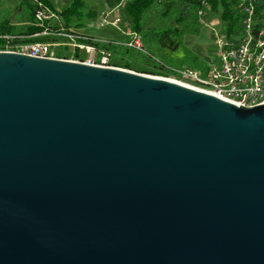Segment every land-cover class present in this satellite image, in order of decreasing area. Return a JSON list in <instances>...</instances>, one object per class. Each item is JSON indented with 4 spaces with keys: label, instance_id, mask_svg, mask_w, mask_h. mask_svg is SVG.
<instances>
[{
    "label": "water",
    "instance_id": "95a60500",
    "mask_svg": "<svg viewBox=\"0 0 264 264\" xmlns=\"http://www.w3.org/2000/svg\"><path fill=\"white\" fill-rule=\"evenodd\" d=\"M0 264H264V101L0 51Z\"/></svg>",
    "mask_w": 264,
    "mask_h": 264
},
{
    "label": "trees",
    "instance_id": "16d2710c",
    "mask_svg": "<svg viewBox=\"0 0 264 264\" xmlns=\"http://www.w3.org/2000/svg\"><path fill=\"white\" fill-rule=\"evenodd\" d=\"M26 1L29 9L24 26L16 28L7 18L0 22V34L29 36L37 32L39 26L34 25L32 20L34 10L40 2L53 10L64 27L73 29L74 33L108 40L89 42L113 54L111 65L153 76H164L167 74L166 68L181 65H189L203 72L206 70L207 60L215 51L214 44L209 45L207 57L194 55L189 50L186 51L188 56L186 59L177 60L175 55L183 46L182 39L188 31L201 30L204 25L201 18L216 17L219 22L218 33L224 34L228 39L243 33L244 14L238 7V0H102L101 3L106 10L118 8L117 16L120 22L117 27L107 25L100 28H96L94 24L103 9L89 8L86 4L88 0H67L60 10L55 7L53 0ZM21 5L19 2L16 8L20 9ZM199 8L203 10L201 17L196 12ZM255 12L257 17L264 16V0L257 1ZM112 15L110 19H114ZM86 23L91 25L86 26ZM133 31L141 33L145 51H136L120 44L126 40V33ZM52 39L53 37H35L28 40ZM69 56L56 51L58 58L68 59ZM74 56L77 57V53Z\"/></svg>",
    "mask_w": 264,
    "mask_h": 264
},
{
    "label": "built area",
    "instance_id": "2783aa9c",
    "mask_svg": "<svg viewBox=\"0 0 264 264\" xmlns=\"http://www.w3.org/2000/svg\"><path fill=\"white\" fill-rule=\"evenodd\" d=\"M238 7L246 11L243 33L228 39L224 34L215 31V51L213 57L210 56L207 60L204 72L189 65H181L168 67L164 77H156L213 94L239 106H254L264 101V16H254L253 0H238ZM111 13L112 10L103 11L94 24L95 27L107 25L117 27L120 18L114 14V19H110ZM202 14L203 10L199 8L197 15L201 17ZM32 23L39 26V30L29 36L0 34V51L18 52L41 58H58L56 50L64 46L71 50V54L68 59H58L115 67L110 64L113 54L109 50L89 42L108 40L74 33L73 29L64 27L53 10L40 2L34 10ZM249 30H256L255 50H247ZM35 37H53V39L28 40ZM126 37V40L120 44L136 51H145L140 32H128ZM75 53L77 57L74 56Z\"/></svg>",
    "mask_w": 264,
    "mask_h": 264
},
{
    "label": "rangeland",
    "instance_id": "374dc122",
    "mask_svg": "<svg viewBox=\"0 0 264 264\" xmlns=\"http://www.w3.org/2000/svg\"><path fill=\"white\" fill-rule=\"evenodd\" d=\"M101 1L102 0H88L86 4L89 8L91 7V8L97 9L101 7L104 11L106 10V8L102 5ZM19 2H21L22 5L20 9H17L16 4H18ZM66 2L67 0H53L55 7L59 10L62 9V7H64ZM28 9H29V6L26 0H24L23 2L22 0H0V22L4 19L9 18L11 25H15L16 28L24 26L26 22L24 21V19H25L26 13L28 12ZM111 10H112L113 15L114 14L117 15L118 8L111 9ZM197 10L198 9H196V12ZM99 18L100 17L96 19L95 24L99 20ZM200 20L204 24L202 25L201 30H199V32L190 30L186 33V35L182 39L183 46H181L178 49V51L175 53L177 60L186 59L188 57L186 53L187 50L191 51L194 55H197V56L205 57L206 55H208V52H207L208 47L209 45L214 44L215 31L218 32L217 26L219 25V22H218V19L213 16L208 17V18H201ZM86 24H87L86 26L91 25L90 23L89 24L86 23ZM56 51L61 54H67V55L71 54V50L68 47H64V46L57 48ZM211 57H213V55H211ZM119 68H122V67H119ZM146 75H151V74H146Z\"/></svg>",
    "mask_w": 264,
    "mask_h": 264
},
{
    "label": "bare ground",
    "instance_id": "6f19581e",
    "mask_svg": "<svg viewBox=\"0 0 264 264\" xmlns=\"http://www.w3.org/2000/svg\"><path fill=\"white\" fill-rule=\"evenodd\" d=\"M258 0H253V11L254 16H256L255 7ZM243 12L244 17L243 19H246V11L241 10ZM256 47V30H249V40L247 41V50H255Z\"/></svg>",
    "mask_w": 264,
    "mask_h": 264
}]
</instances>
